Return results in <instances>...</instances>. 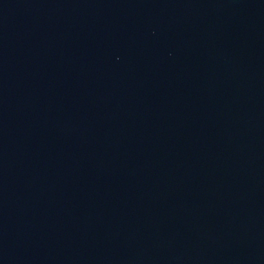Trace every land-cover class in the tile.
I'll return each mask as SVG.
<instances>
[{
	"label": "water",
	"instance_id": "water-1",
	"mask_svg": "<svg viewBox=\"0 0 264 264\" xmlns=\"http://www.w3.org/2000/svg\"><path fill=\"white\" fill-rule=\"evenodd\" d=\"M0 264H264V0H0Z\"/></svg>",
	"mask_w": 264,
	"mask_h": 264
}]
</instances>
